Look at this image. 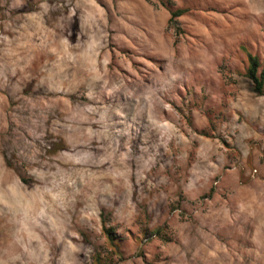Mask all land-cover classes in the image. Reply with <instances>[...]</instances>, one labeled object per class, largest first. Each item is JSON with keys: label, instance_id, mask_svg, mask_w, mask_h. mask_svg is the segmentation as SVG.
Listing matches in <instances>:
<instances>
[{"label": "rangeland", "instance_id": "rangeland-1", "mask_svg": "<svg viewBox=\"0 0 264 264\" xmlns=\"http://www.w3.org/2000/svg\"><path fill=\"white\" fill-rule=\"evenodd\" d=\"M247 54L264 0H0V264H264Z\"/></svg>", "mask_w": 264, "mask_h": 264}, {"label": "trees", "instance_id": "trees-1", "mask_svg": "<svg viewBox=\"0 0 264 264\" xmlns=\"http://www.w3.org/2000/svg\"><path fill=\"white\" fill-rule=\"evenodd\" d=\"M183 14L182 11H177L173 13L174 17H179ZM247 58V68L245 71V76L250 80L252 83V90L257 95H264V64L262 65L261 61L257 56H253L251 54L246 55ZM103 233L105 238L114 249V252L118 251V238L115 232L111 228H106L103 224ZM93 264H101L100 262V255H97L94 258Z\"/></svg>", "mask_w": 264, "mask_h": 264}, {"label": "bare ground", "instance_id": "bare-ground-1", "mask_svg": "<svg viewBox=\"0 0 264 264\" xmlns=\"http://www.w3.org/2000/svg\"><path fill=\"white\" fill-rule=\"evenodd\" d=\"M16 192H19V194L22 195V197H24L25 194H26V193H25V190H23V189H21V188H19V187H17V186H16ZM19 194H18V196H19ZM14 196H15V195H14ZM17 198H20V197H17ZM21 199H22V198H21ZM21 199H20V200H21ZM25 200H29V198H25ZM39 200H40V199H39ZM31 201H32V202H33V201L35 202L36 200H34V199L32 198V199H30L29 201H27L28 204H29V202L32 203ZM9 202H10V204L12 205V207H13L14 204H16V205H14V206H17V204H18V202H15L14 200L11 201L10 199H9ZM27 202H26V203H27ZM38 202H39V201H38ZM19 203L22 204V201H20ZM36 204H37V203H36ZM29 205H30V204H29ZM33 205H34V203H33ZM33 205H32V206H33ZM38 205H39V203H38ZM36 206H37V205H36ZM14 208H15V207H14ZM18 208H20V207L18 206ZM18 208H17V209H18ZM36 209H37V208H36ZM12 210H13V208H12ZM26 210H27V209H26ZM28 211H29V210H28ZM32 211H33V210H32ZM15 212H16V211H15ZM24 212H26V211H24ZM31 213H32V212H31ZM21 214H22V213H21ZM25 214H26L25 219H26V220H29V219H28V218H29V215H27V213H25ZM29 214H30V213H29ZM15 223H16V222H15ZM17 224H18V223H17Z\"/></svg>", "mask_w": 264, "mask_h": 264}]
</instances>
